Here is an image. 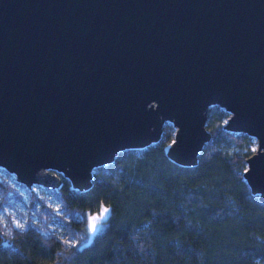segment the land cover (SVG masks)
<instances>
[{
	"label": "water",
	"instance_id": "95a60500",
	"mask_svg": "<svg viewBox=\"0 0 264 264\" xmlns=\"http://www.w3.org/2000/svg\"><path fill=\"white\" fill-rule=\"evenodd\" d=\"M214 104L255 140L242 176L264 203V0H0V166L26 187L86 190L165 122L194 166Z\"/></svg>",
	"mask_w": 264,
	"mask_h": 264
},
{
	"label": "trees",
	"instance_id": "16d2710c",
	"mask_svg": "<svg viewBox=\"0 0 264 264\" xmlns=\"http://www.w3.org/2000/svg\"><path fill=\"white\" fill-rule=\"evenodd\" d=\"M228 112L208 107L211 133L194 166L170 160L173 126L165 122L157 142L124 149L93 171L91 186L48 190L67 213L65 224L85 235L86 214L102 205L108 213L84 241L64 238L28 221L0 222V264H264V203L243 179L252 137L223 128ZM3 193L14 188L0 180ZM39 209L44 199L31 193ZM77 212L81 218L77 219Z\"/></svg>",
	"mask_w": 264,
	"mask_h": 264
},
{
	"label": "rangeland",
	"instance_id": "374dc122",
	"mask_svg": "<svg viewBox=\"0 0 264 264\" xmlns=\"http://www.w3.org/2000/svg\"><path fill=\"white\" fill-rule=\"evenodd\" d=\"M252 140L249 147L250 151L256 148V142L253 138ZM0 180L5 181L13 187L15 190L14 192L17 194L13 195L11 191L4 194L3 190L0 188V222L3 225L6 223V215L9 216L12 225L17 227H24L28 221L40 227H43L45 224L49 231L64 238L68 243H75L78 239L77 237L86 241L94 232L92 230L93 223H95L96 226L95 230L98 229L102 220L108 213L103 212L104 208L108 209V207L102 205L98 212L86 214L85 235L81 233L75 234L67 229L65 224L68 218L67 213L64 212V208L61 206L59 199L48 191V188L37 184L26 187L16 180L14 173L7 171L2 166H0ZM31 193H34L37 197L43 198L45 204L52 209V212L45 215V213L39 209V203L32 199ZM74 216L77 219L81 218V215L77 212L74 213ZM93 217L96 219L93 220Z\"/></svg>",
	"mask_w": 264,
	"mask_h": 264
},
{
	"label": "snow or ice",
	"instance_id": "6c2138e0",
	"mask_svg": "<svg viewBox=\"0 0 264 264\" xmlns=\"http://www.w3.org/2000/svg\"><path fill=\"white\" fill-rule=\"evenodd\" d=\"M103 212H104V213H107V212H108V209H107V208H104ZM95 219H96V218L93 217V220H95ZM95 227H96V226H95V223H93V225H92V230H93V231H95Z\"/></svg>",
	"mask_w": 264,
	"mask_h": 264
}]
</instances>
